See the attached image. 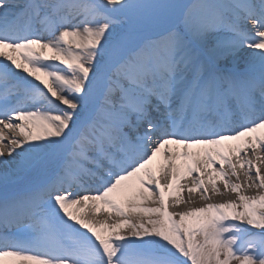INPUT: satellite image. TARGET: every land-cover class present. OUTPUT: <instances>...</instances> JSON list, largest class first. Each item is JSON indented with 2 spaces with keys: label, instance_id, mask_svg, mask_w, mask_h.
I'll return each instance as SVG.
<instances>
[{
  "label": "snow or ice",
  "instance_id": "1",
  "mask_svg": "<svg viewBox=\"0 0 264 264\" xmlns=\"http://www.w3.org/2000/svg\"><path fill=\"white\" fill-rule=\"evenodd\" d=\"M0 264H264V0H0Z\"/></svg>",
  "mask_w": 264,
  "mask_h": 264
},
{
  "label": "bare ground",
  "instance_id": "2",
  "mask_svg": "<svg viewBox=\"0 0 264 264\" xmlns=\"http://www.w3.org/2000/svg\"><path fill=\"white\" fill-rule=\"evenodd\" d=\"M232 195H233V197H234V194H232ZM185 198H187V196H186ZM217 202H218V201H217ZM203 203H204V202H203ZM200 204H202L201 201L197 199V201H196V206H199ZM179 208L183 210V205H181ZM175 211H177V209H175Z\"/></svg>",
  "mask_w": 264,
  "mask_h": 264
},
{
  "label": "rangeland",
  "instance_id": "3",
  "mask_svg": "<svg viewBox=\"0 0 264 264\" xmlns=\"http://www.w3.org/2000/svg\"><path fill=\"white\" fill-rule=\"evenodd\" d=\"M204 201H201V203H203ZM180 207V206H179ZM179 207H173L171 210L172 211H175V209H177V211H180V210H182V209H180Z\"/></svg>",
  "mask_w": 264,
  "mask_h": 264
}]
</instances>
